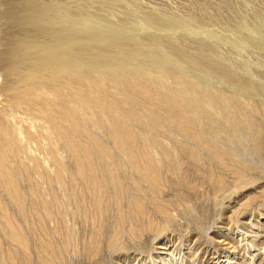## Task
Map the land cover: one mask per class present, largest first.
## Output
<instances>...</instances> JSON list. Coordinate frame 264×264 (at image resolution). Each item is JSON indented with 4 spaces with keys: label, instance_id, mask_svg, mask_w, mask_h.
Masks as SVG:
<instances>
[{
    "label": "rangeland",
    "instance_id": "rangeland-1",
    "mask_svg": "<svg viewBox=\"0 0 264 264\" xmlns=\"http://www.w3.org/2000/svg\"><path fill=\"white\" fill-rule=\"evenodd\" d=\"M39 1L0 0V264H264V0Z\"/></svg>",
    "mask_w": 264,
    "mask_h": 264
},
{
    "label": "water",
    "instance_id": "water-1",
    "mask_svg": "<svg viewBox=\"0 0 264 264\" xmlns=\"http://www.w3.org/2000/svg\"><path fill=\"white\" fill-rule=\"evenodd\" d=\"M39 2H43V1H39ZM19 12H21V10L19 11ZM25 14L22 12L21 13V15H20V18L21 17H23ZM32 15L31 14H29L27 17H31ZM19 18V19H20ZM40 22V21H39ZM40 24V23H39ZM42 27H44L45 28V30L46 31H48L50 28L47 26V25H43ZM48 27V28H47ZM17 29V28H16ZM6 30V29H5ZM21 30V29H20ZM8 32L11 34V35H13L12 34V32L13 31H11L10 29H8ZM58 33V31H56V32H54V36L52 37V41H50V42H58V40L56 39V38H59L58 37V35H56ZM17 34H19V35H21V37H30V38H32V39H34V40H38V39H40L41 38V36H39L37 33H35L33 30L32 31H29V29H25V30H23V32H21V33H17ZM58 65V64H57Z\"/></svg>",
    "mask_w": 264,
    "mask_h": 264
},
{
    "label": "bare ground",
    "instance_id": "bare-ground-1",
    "mask_svg": "<svg viewBox=\"0 0 264 264\" xmlns=\"http://www.w3.org/2000/svg\"><path fill=\"white\" fill-rule=\"evenodd\" d=\"M155 18V17H154ZM197 19V18H196ZM155 20V19H154ZM204 20V19H203ZM156 23L158 24V23H160V24H163V22H160L159 20H157L156 19ZM189 23H191V21L189 22ZM201 23V22H200ZM141 24V23H140ZM164 24H168V21H167V23H164ZM195 24H198V22L197 23H195ZM193 25H194V21H193ZM199 25V24H198ZM263 25V24H262ZM160 27V26H159ZM258 27H260V25L258 26ZM198 28V27H197ZM177 29V28H176ZM262 30H264V28L262 27ZM181 31V30H180ZM238 32L240 31L244 36H245V38L246 39H251L252 38V36L250 35V37H248V36H246L247 34H245V30H241V29H238L237 30ZM182 32V31H181ZM180 33V32H179ZM240 34V33H239ZM205 36V35H204ZM240 36V35H239ZM203 38V37H202ZM255 38V37H254ZM193 39V38H192ZM187 40V39H186ZM210 40V39H209ZM260 44V43H259ZM213 45V44H212ZM212 45H209V43H208V45H206V48L208 49L210 46H212ZM212 47H214V46H212ZM211 48H209V50H210ZM206 50V49H205ZM216 50V49H215ZM211 51V50H210ZM215 52V51H214ZM217 52V51H216ZM208 53V52H207ZM216 56V55H215ZM218 69H222L223 67L222 66H218L217 67Z\"/></svg>",
    "mask_w": 264,
    "mask_h": 264
}]
</instances>
